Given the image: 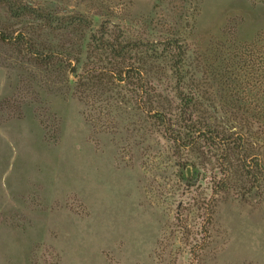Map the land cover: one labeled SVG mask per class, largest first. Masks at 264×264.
Wrapping results in <instances>:
<instances>
[{"label": "rangeland", "instance_id": "rangeland-1", "mask_svg": "<svg viewBox=\"0 0 264 264\" xmlns=\"http://www.w3.org/2000/svg\"><path fill=\"white\" fill-rule=\"evenodd\" d=\"M19 1L179 39L193 104L169 59L142 53L135 85L90 28L0 4V31L56 55L0 39V264H264V0Z\"/></svg>", "mask_w": 264, "mask_h": 264}, {"label": "trees", "instance_id": "trees-1", "mask_svg": "<svg viewBox=\"0 0 264 264\" xmlns=\"http://www.w3.org/2000/svg\"><path fill=\"white\" fill-rule=\"evenodd\" d=\"M0 4L7 8L10 16L13 18L33 17L42 20L54 30L67 29L73 26H86L90 28L92 31L91 41L94 47L112 56V60H114L113 71L121 80L135 85L145 83V79L141 73L142 53H145L152 59H169L172 62L176 80L175 89L182 102V111L187 113L185 118L190 119L188 112L191 109L193 101L192 97L186 91L189 87L185 77L188 45L179 39L172 38L157 43L127 40L124 37V31L119 28V32L117 31V33L114 30L110 31L111 27L106 24L102 25L98 31L91 29V22L82 15H61L29 3H22L19 0H0ZM113 27L116 29V26ZM0 39L11 41L20 48L34 53L36 58L44 64H50L51 59L56 57L53 53H47L46 55L42 51H34L36 50L34 43L28 40L27 36L23 34L15 36L12 33L10 34L1 30ZM160 46H163V48ZM161 121L163 124L166 123L165 120L161 119Z\"/></svg>", "mask_w": 264, "mask_h": 264}, {"label": "water", "instance_id": "water-1", "mask_svg": "<svg viewBox=\"0 0 264 264\" xmlns=\"http://www.w3.org/2000/svg\"><path fill=\"white\" fill-rule=\"evenodd\" d=\"M188 175H191V171H190V168H188Z\"/></svg>", "mask_w": 264, "mask_h": 264}]
</instances>
